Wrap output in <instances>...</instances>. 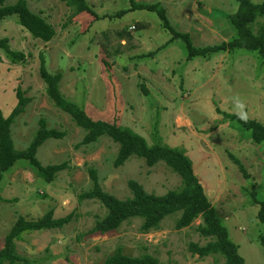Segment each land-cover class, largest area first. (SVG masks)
I'll return each mask as SVG.
<instances>
[{
	"label": "rangeland",
	"instance_id": "374dc122",
	"mask_svg": "<svg viewBox=\"0 0 264 264\" xmlns=\"http://www.w3.org/2000/svg\"><path fill=\"white\" fill-rule=\"evenodd\" d=\"M16 1L4 0L3 5ZM25 1L33 14L53 27L55 35L44 43L33 39L14 16L0 21V40L7 39L9 50L24 57L14 61L0 50V110L7 117L16 105V90L21 89L31 101L11 126L14 148L25 150L39 119H44L48 129L64 132L65 137L47 140L36 157L43 167L65 163L66 168L47 184L25 160H19L0 182V201L17 207L24 215L18 217L27 221L50 210L57 219L72 215L58 232L62 240L58 249L44 245L31 255L32 264H104L117 249L130 257L150 255L160 264L224 262L220 256L198 258L190 253V244L204 246L210 241L196 231L201 219L179 231L174 228L178 215H173L149 233L140 231L139 219L111 233L91 232L106 211L95 200L79 199L92 188L89 169L95 170L101 189L119 200L130 198L129 181L137 182L146 193L161 196L179 189L181 180L163 163L148 168L136 157L115 168L118 146L108 138L81 145L84 132L45 94L38 75L40 55L49 73L61 74L62 97L88 116L128 128L149 146L156 135L161 145L183 152L245 264H264L259 242L264 224L257 220L258 206L251 196L255 193L258 201H264V142H252L248 132L224 116L237 115L264 126V65L257 52L236 49L189 61L184 43H168L171 36L156 13L131 10L132 4L142 0H85L95 15L73 18L62 0ZM263 1L251 0L254 4ZM237 7L234 0H223L205 10L209 19L230 20ZM175 16L172 9L171 17ZM261 24L264 18L253 24L254 33ZM194 25L182 24V30L192 33L194 46L220 43L202 41ZM151 52L156 54L146 57ZM231 156L242 164L247 179ZM12 171L17 175L7 178Z\"/></svg>",
	"mask_w": 264,
	"mask_h": 264
},
{
	"label": "trees",
	"instance_id": "16d2710c",
	"mask_svg": "<svg viewBox=\"0 0 264 264\" xmlns=\"http://www.w3.org/2000/svg\"><path fill=\"white\" fill-rule=\"evenodd\" d=\"M62 1L70 9L72 18L83 13L95 15L85 0ZM234 1L238 7L236 13L230 16V22L235 29L236 36L229 42L204 48L194 46L188 34L177 32L167 19L165 10L159 6L132 4L131 10L138 9L156 13L162 28L171 36L168 43L174 40H180L184 43L186 59L189 61L198 57L208 58L217 53H232L236 49H242L257 52L261 63L264 65V25L259 26L257 33L252 30L256 20L264 18V1L260 4H254L251 0ZM3 3L4 0H0V21L14 16L20 27L29 33L33 39L41 40L44 43L53 39L55 35L53 27L40 16L33 14L28 9L25 0H17L8 6L3 5ZM0 50H3L14 61H21L24 58L21 53L9 50L7 39L0 40ZM155 54L156 52H151L146 57H153ZM38 75L45 85V94L52 105L68 115L72 123L84 132L81 145L88 146L96 143L100 138H108L118 146L117 155L113 162L115 168L125 164L131 157H136L142 159L148 168L163 163L181 180L179 189L168 191L161 196L146 193L137 182L129 181L130 198L119 200L101 189L95 170L89 169L88 174L92 188L82 193L79 199L95 200L106 211L105 217L96 222L95 227L91 230L92 233L114 232L123 223L133 219L141 220L140 231L142 233H149L158 230L162 221L173 215H178L174 228L179 231L190 227L195 220L201 219L196 231L202 238L210 241L204 246L190 244V253L198 258L220 256L224 261L223 264H245L238 254V247L229 240L227 229L216 216L215 210L204 192V187L194 172L191 161L183 152L161 145L156 135L155 143L149 146L144 138L128 128H122L115 122L95 120L88 116L83 109L62 97L59 91L61 74L49 73L41 55L39 56ZM142 90L144 95H148L145 88ZM16 101V105L7 117H4L0 110V182L4 174L12 169L17 161L25 160L38 178L49 184L54 180L57 173L66 168V164L43 167L36 154L47 140H60L65 137V133L48 129L45 120L39 119L38 129L29 145L25 150L17 151L11 138V126L15 119L25 111L31 100L24 96L21 89H17ZM224 116L234 122L241 130L248 132L252 142L256 144L264 142V126L259 122L237 115L224 114ZM154 134H156V129H154ZM231 159L244 178L247 179L248 175L239 160L232 156ZM251 196L252 203L258 206L257 220L264 224V201H258L255 193H251ZM71 220V214L58 219L54 218L52 210L34 221H27L23 217H18L4 238L3 247L0 250V264H31L28 259L16 254L14 242L20 239L23 234L34 231L62 229ZM259 242L264 249V233L260 235ZM104 264L160 263L156 258L147 254L130 257L124 255L121 249H117L114 254L105 259Z\"/></svg>",
	"mask_w": 264,
	"mask_h": 264
},
{
	"label": "crops",
	"instance_id": "0c3cea01",
	"mask_svg": "<svg viewBox=\"0 0 264 264\" xmlns=\"http://www.w3.org/2000/svg\"><path fill=\"white\" fill-rule=\"evenodd\" d=\"M149 1L153 0H142L141 4L139 5L161 6L160 8L165 10L167 19L169 20L172 27L179 33L188 34L193 44L194 40L192 38V33L186 30H182V24L191 22L194 25V23H199L200 26L197 24L196 26L194 25L196 29L194 33L201 35V37L204 38L202 40L204 42L215 41L222 43L236 36L235 29L230 20H225L224 18L213 19L212 17H210L211 19H209V12L205 10V6L207 7V9L211 10L212 8L210 7H217L223 0H189L188 2H186V0H154L152 3H146ZM172 9L176 11V16L174 17V19L171 17ZM172 42L174 44L177 42V40H174ZM16 175L17 172L12 171V174L8 175L7 178L14 177ZM3 179L4 176L2 180ZM0 197L2 198L1 195ZM10 207L12 206L9 203L0 202V231L4 230L2 228L6 221L10 223V225L8 223L7 229H5V231L0 234V250L3 247L5 236L16 221L17 217L21 215L24 216L19 212L17 207L15 209ZM58 232H60V229L34 231L28 234H23L20 239L14 242L16 254L31 261V255H33V253L36 251H40L41 247H44V245L47 246V244H50L48 247L51 250L58 249V245L62 242V240H59L60 236ZM46 248L47 247H45V249ZM49 259L52 258L49 257Z\"/></svg>",
	"mask_w": 264,
	"mask_h": 264
}]
</instances>
